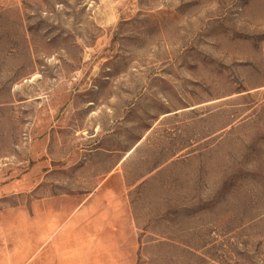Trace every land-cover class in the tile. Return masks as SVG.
Masks as SVG:
<instances>
[{
  "label": "rangeland",
  "instance_id": "1",
  "mask_svg": "<svg viewBox=\"0 0 264 264\" xmlns=\"http://www.w3.org/2000/svg\"><path fill=\"white\" fill-rule=\"evenodd\" d=\"M0 264H264V0H0Z\"/></svg>",
  "mask_w": 264,
  "mask_h": 264
}]
</instances>
